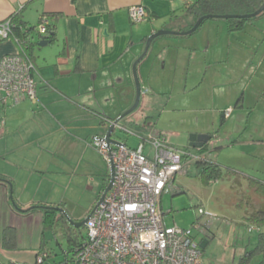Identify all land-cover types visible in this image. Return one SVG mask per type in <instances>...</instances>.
<instances>
[{"label": "crops", "instance_id": "crops-1", "mask_svg": "<svg viewBox=\"0 0 264 264\" xmlns=\"http://www.w3.org/2000/svg\"><path fill=\"white\" fill-rule=\"evenodd\" d=\"M194 1L0 0V22L18 14L27 28H35L40 17L46 16L54 35L49 46H34L31 51L37 73L36 99L0 105V264H34L38 252L50 253L42 211H22L43 205H60L65 210L64 202L55 197L57 191H43L54 187L55 180L62 178L68 188L78 190L79 213L93 210L108 184L110 169L89 142L95 136L104 137L109 127L106 121L114 122L133 105L132 66L146 39L158 31L189 30L192 21L185 17V5ZM132 6H143L145 21L131 23L128 9ZM200 30L187 39L162 36L151 44L137 66L140 97L166 93V70L177 63L191 64L198 53L205 56L218 51L219 40L211 43L210 30ZM227 31L229 36L234 34L228 27ZM257 31L264 35V27ZM182 51L187 54L181 55ZM16 52L12 38L0 40V60ZM263 70L261 61L255 75ZM251 89L250 93L256 90ZM244 101L241 95L234 109L243 108ZM230 114L223 113V119ZM149 133L163 134L150 129L143 135ZM71 215L73 220L75 214ZM6 228L16 232V246L11 249L2 241Z\"/></svg>", "mask_w": 264, "mask_h": 264}, {"label": "rangeland", "instance_id": "rangeland-1", "mask_svg": "<svg viewBox=\"0 0 264 264\" xmlns=\"http://www.w3.org/2000/svg\"><path fill=\"white\" fill-rule=\"evenodd\" d=\"M227 27L226 20L206 21L199 30H210V42L219 40L218 51L205 56L198 53L194 63L179 62L173 69H167L168 80L163 86L166 93L140 97L138 108L119 124L131 134L116 129L113 137L133 148L139 142L138 135L154 129L163 133L175 148L192 154H200V151L189 147L190 136L210 137L203 153L220 166L219 177L215 182L206 183L201 179L202 170L195 165L188 168L187 174L177 176L173 188L180 194L169 192L161 199L164 225L186 229L196 222L207 224L210 236H196L203 264H264V243L257 246L264 225L250 221L264 203L250 186V183L264 185V70L255 75L261 61L264 69V35L257 31L264 27V15L246 22L241 32L231 36ZM163 39L187 38L167 36ZM184 54L187 53L182 51L181 55ZM157 79L158 86L161 78ZM252 86L256 90L250 93ZM241 95L245 98L243 108L234 109ZM230 109V118L222 119L223 113ZM145 118L150 126H143ZM144 153L151 157L150 145H145ZM52 190L57 191L55 197L64 202L65 216L71 219V214H75L71 219L74 223H80L89 215L79 213L78 190L68 188L64 179L55 180L54 187L48 190L43 189ZM198 209L204 211L202 217ZM249 227L259 230L248 232ZM74 232L76 241L82 242L85 227L75 228ZM46 239L51 254L56 253L61 258V251H68L67 241L60 234L52 239L51 231L47 230ZM245 252L252 255L241 261ZM69 258H72L71 253Z\"/></svg>", "mask_w": 264, "mask_h": 264}, {"label": "built area", "instance_id": "built-area-1", "mask_svg": "<svg viewBox=\"0 0 264 264\" xmlns=\"http://www.w3.org/2000/svg\"><path fill=\"white\" fill-rule=\"evenodd\" d=\"M128 15L133 24L147 18L143 6L130 7ZM49 24V19L42 16L33 31L27 33L28 40L33 35L37 42L47 37ZM14 28L10 18L0 22V40L12 38L17 46L18 40L12 37ZM23 51L17 46L14 55L0 60L2 106L36 99V69ZM230 112L225 111V116ZM106 123L109 126L113 122ZM118 127L128 132L123 126ZM137 138L139 142L133 148L122 142L111 145L104 137L97 136L89 142L109 169L112 165L114 176L111 189L89 213L86 236L72 264H203L196 236L209 237L210 227L198 222L186 229L166 227L161 198L173 192L175 178L186 173L189 166L202 162L204 155L171 146L163 134L149 133ZM146 144L151 146V157L144 153ZM198 213L204 215L202 209ZM254 230L259 229L248 228V232ZM44 257L45 254H40L37 264Z\"/></svg>", "mask_w": 264, "mask_h": 264}, {"label": "trees", "instance_id": "trees-1", "mask_svg": "<svg viewBox=\"0 0 264 264\" xmlns=\"http://www.w3.org/2000/svg\"><path fill=\"white\" fill-rule=\"evenodd\" d=\"M264 0H195L190 4L185 5V17L191 19L192 23L188 29H190L196 21L200 18L205 16H246L255 13L263 4ZM264 15V12L256 18L257 19ZM42 17V16H41ZM40 17V18H41ZM12 22L15 25L13 30V38L18 40L17 46L24 50L23 52L31 59L33 62L31 51L34 46H37V41L32 42L34 39V35L32 39L28 40V32H32L34 28H27L18 18V14L12 15L10 17ZM253 19H237V18H230L226 21L228 22V30L231 33L238 32L243 29L246 22H249ZM28 29V30H26ZM27 31V32H26ZM52 25L49 24L47 29V37L50 42L53 41ZM225 113V112H224ZM127 118L124 120L126 121ZM223 119V117H222ZM150 124L148 123V119L145 118L143 120V126ZM205 146L201 148L199 151H204ZM201 153V152H200ZM202 154V153H201ZM195 166L202 170L201 172V179L206 183H212L217 180L221 173L220 166L207 158L204 157L202 162L195 163ZM4 181V179H3ZM251 188H253L254 192L264 199V185H258L254 183H250ZM174 194H180V191L176 192V189L173 191ZM59 207L57 206H50V205H43V206H34L31 207L26 213H29L33 210H41L43 213V224L45 226V230H50L51 233L54 234L55 238H57V234H60L63 238L66 239L67 244L69 246L67 252L61 251L62 257H58L56 253L51 254L49 252H38L37 257L40 254H45L43 261L41 264H72L73 257L75 256L77 250L82 246L83 241L78 243L77 236L74 232L75 228L70 227L65 218L57 213L54 209ZM25 213V212H24ZM250 221L254 224L261 226L264 225V203L260 206L259 210H257L251 217ZM16 232L14 229L6 228L2 234V241L6 248H14L16 246ZM264 243V233L259 234V243L257 246H260ZM56 245L59 247V244L56 242ZM263 245V244H262ZM44 244L42 248H44ZM69 253L72 254V258H69ZM252 253L245 252L243 259L241 261L248 260L251 257ZM37 257L34 264H37ZM264 263V262H263Z\"/></svg>", "mask_w": 264, "mask_h": 264}, {"label": "water", "instance_id": "water-1", "mask_svg": "<svg viewBox=\"0 0 264 264\" xmlns=\"http://www.w3.org/2000/svg\"><path fill=\"white\" fill-rule=\"evenodd\" d=\"M264 12V2L261 5V7L253 14L250 15H246V16H205L200 18L198 21H196V23L187 31L185 32H181V33H172V32H167V31H158L152 35H150L145 42V46H144V50L142 52V54L139 56V58L134 62L133 66H132V75H133V79H134V84H135V90H136V97L134 99V103L132 105V107L130 109H128L125 113H123L118 119H116L111 125H109L107 132L104 136L105 141H107L108 144L111 145H119L120 142L117 141L114 137V131L116 129H119V124L122 120H124L125 118H127L130 114H132L139 106L140 103V95H141V87L139 84V79H138V74H137V66L138 64L144 59V57L146 56L151 44L158 38L162 37V36H175V37H187L189 35H192L195 31H197L199 29V27L203 24L204 21L207 20H227L230 18H237V19H253L258 17L259 15H261ZM51 44V42L48 40V37H42L40 39L39 42H37V47L40 49L46 48L47 46H49ZM121 131V129H119ZM210 140V137L204 136V135H193L190 136L189 138V147L193 148V149H201L203 148ZM113 176H114V171H113V167L112 165L110 166V173H109V180H108V184L105 187V189L103 190L100 199L98 201V203L95 205V207L93 208V210L91 211V213L95 210V208L97 207V205L103 200V198L105 197V195L107 194V192L111 189L112 187V183H113ZM10 187V185H9ZM9 198L12 200V190L10 187V196ZM54 209L57 213L61 214L67 224L72 227V228H81V227H85V223L87 222L90 214L80 223H74L69 217H67V215L65 216L64 214V210L62 208L56 207V208H52ZM22 212H26V211H22Z\"/></svg>", "mask_w": 264, "mask_h": 264}, {"label": "clouds", "instance_id": "clouds-1", "mask_svg": "<svg viewBox=\"0 0 264 264\" xmlns=\"http://www.w3.org/2000/svg\"><path fill=\"white\" fill-rule=\"evenodd\" d=\"M205 157V156H204Z\"/></svg>", "mask_w": 264, "mask_h": 264}]
</instances>
